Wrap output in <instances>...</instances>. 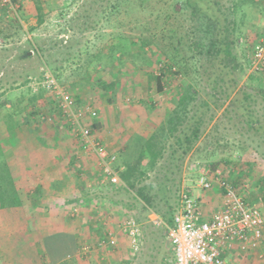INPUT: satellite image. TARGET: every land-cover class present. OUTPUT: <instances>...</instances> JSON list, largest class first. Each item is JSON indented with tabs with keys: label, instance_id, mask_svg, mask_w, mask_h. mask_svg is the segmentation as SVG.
I'll list each match as a JSON object with an SVG mask.
<instances>
[{
	"label": "rangeland",
	"instance_id": "rangeland-1",
	"mask_svg": "<svg viewBox=\"0 0 264 264\" xmlns=\"http://www.w3.org/2000/svg\"><path fill=\"white\" fill-rule=\"evenodd\" d=\"M39 1L44 16L41 25L36 22L35 0H20L16 13L0 7V149L21 198L25 205L31 203V207L34 201L30 192L37 185L33 178L40 171L38 166L43 164L47 172L50 167L45 168L46 161L57 159L53 165L50 161L52 173L49 172L47 178L54 180V177L63 176L69 179L71 189L80 195L72 207L62 204L66 208L58 212L63 223L75 226L82 222L85 229L86 236L82 230L78 231L81 234L77 233V242L80 248L90 247L91 251L79 250L80 257L84 258L79 264H97L102 257L109 261L108 264H118V260L124 258H138L137 263H142L146 250L134 253L119 228L128 215L137 220V212L130 213L129 202L120 191H109L101 184L94 155L76 137L72 125L59 112L52 97L42 90L28 92V83L22 84L23 76L28 73L31 78H39L44 66L49 68L73 97L76 112L87 105L97 111L96 119L83 117V124L91 126L95 136L118 158L124 135L136 129L145 133L150 127L155 130L187 82L196 85L201 99H207L204 80L186 65L191 55L187 49L197 40L196 35L190 33L189 11L183 7V0ZM245 11L243 40L238 47V58L245 70L239 89L253 95L251 113L259 125H264V65L256 69L250 62L253 47L258 43L264 45V0H253ZM23 51H29L30 59H18ZM176 53L178 56L172 60L170 57ZM160 73L163 75L162 91L158 92ZM101 83L111 86V92H105L99 86ZM36 93H41V98L30 103ZM216 103L220 108L212 106L213 119L201 137L198 151L180 162L173 177L178 189L175 190V186L169 198L176 203V209L178 196L185 189L206 201L208 210L203 207L204 215L206 212L210 217L218 210L220 191L218 196L202 192L195 186L197 171L191 167L199 161L212 171H220L236 185L248 204L256 207L264 219V133L245 124L241 112L235 113L229 100ZM25 106L27 113L32 115L24 112ZM11 126H14L12 130ZM166 163L165 167L169 166L168 161ZM149 175L154 177V173ZM75 177L80 179L78 183ZM42 202L44 205L50 203ZM24 208L19 211L23 217L27 212ZM75 208L76 213L72 211ZM54 210L56 213V208ZM54 210L42 211L43 222L39 220L41 216L30 217L42 230L37 226L30 230L28 224L20 227L21 215L0 212V243L9 245L11 263H19L17 257L26 255L22 245L34 235L38 237L40 232L47 234L53 230ZM153 217L157 218L150 215L143 223L133 218L145 234L144 238L149 239L143 240L144 245L151 242L153 233L160 241L161 234L154 230ZM106 231L113 232L116 237L115 249L96 247L97 240ZM261 251L264 254V242ZM241 253L249 258L256 256L243 249ZM255 258L259 263L260 259ZM73 260L76 259L68 258L63 264H74Z\"/></svg>",
	"mask_w": 264,
	"mask_h": 264
},
{
	"label": "trees",
	"instance_id": "trees-1",
	"mask_svg": "<svg viewBox=\"0 0 264 264\" xmlns=\"http://www.w3.org/2000/svg\"><path fill=\"white\" fill-rule=\"evenodd\" d=\"M251 4L253 0H183V7L189 11L192 22L190 33L196 35L197 39L191 42V47L187 49L191 55L189 56L190 63L186 65H189L194 74H199V77L204 80L207 99H201L196 85L191 81L187 82L181 87L164 121L147 138L143 141L141 139L142 144L137 155L135 154V159L128 163L123 161L118 165L120 183L106 188L109 191L114 190L115 193L120 191L127 198L130 213L137 212L138 215L137 220L133 215H128V218H134L138 223H143L150 215H154L167 226L173 225L176 203L171 202L169 198V195L174 193V187L177 184L173 177L177 174L180 162L192 152L198 151L199 145L197 147V144L201 142L202 135L213 119L212 106L220 108V104L216 102L229 100L233 111L235 109V113L237 110L241 112L240 116L245 124L255 131L264 133V125H259L251 113V102L254 103L253 95L239 89L245 69L238 58V47L239 41L243 40L245 9ZM35 10L36 22L41 25L44 22L41 1L35 0ZM58 42L61 44L62 40L59 39ZM179 44H182L181 41ZM259 45L261 46L262 43H258L252 49L251 63L255 48ZM177 56L178 53L170 58L175 60ZM18 59H30L29 51H23ZM260 64L264 65V60ZM45 70L44 66L40 77ZM162 76L160 73L157 77L158 92L162 91ZM23 78L25 81L22 84L28 83L29 86L30 75L27 73ZM99 86L105 92H111V86H105V83ZM28 89V92L31 91L30 87ZM41 96V93L32 95L30 103L37 101ZM26 108L27 106L24 108L25 113H27ZM30 115L32 114H28ZM13 128L14 126L10 127L11 130ZM95 128L96 125L93 130ZM206 137L207 134L204 140ZM124 150L122 149V152ZM166 161L169 164L167 167H165ZM149 173H154V177L152 178ZM54 187L55 185H52V188ZM176 187L175 190L178 189V186ZM21 207L23 203L20 194L11 176L7 160L0 149V210ZM154 228L161 234L160 241L153 233L151 242L144 245L145 234L143 235L142 229L140 232L141 249L139 252L143 248L147 252L143 257V262L145 264L173 263L174 252L166 248L165 227ZM72 242V238L67 235H46L43 245L50 264H56L58 259L71 255L73 246L69 247V244L73 245ZM143 262L138 264H143Z\"/></svg>",
	"mask_w": 264,
	"mask_h": 264
},
{
	"label": "built area",
	"instance_id": "built-area-1",
	"mask_svg": "<svg viewBox=\"0 0 264 264\" xmlns=\"http://www.w3.org/2000/svg\"><path fill=\"white\" fill-rule=\"evenodd\" d=\"M0 7L16 13L20 9V0H0ZM263 60L264 45H259L255 48L251 65L258 69ZM29 87L34 92L42 90L55 101L59 112L72 125L76 137L94 155L101 173V184L111 187L119 184L117 156L101 143L92 132V127L84 125L82 121L83 117L96 119L97 111L87 105L76 112L73 97L48 69L41 77L30 78ZM195 184L202 192L212 191L216 187L221 194V205L206 218L199 197L182 189L173 225L167 226L156 218L155 226L165 227L167 242L174 252L175 259L171 264H229L224 254L237 248L253 252L260 260L264 259L261 251L264 242V219L256 207L248 204L246 196L236 185L229 182L220 171H212L203 163L197 169ZM72 211L76 213L77 209ZM119 228L133 252H139V224L133 218H127ZM116 245L117 239L111 231H106L96 242V247L100 250H112ZM90 249L84 247L82 250L88 253Z\"/></svg>",
	"mask_w": 264,
	"mask_h": 264
},
{
	"label": "crops",
	"instance_id": "crops-1",
	"mask_svg": "<svg viewBox=\"0 0 264 264\" xmlns=\"http://www.w3.org/2000/svg\"><path fill=\"white\" fill-rule=\"evenodd\" d=\"M154 131V128L150 127L148 128V131H142L139 129H136L132 132H128L127 136L121 140L122 141V148L121 151L119 152V156L117 158V164L120 165L121 162L125 161V162H130L133 161L135 159V154L137 155V151L140 147V145L142 144V141L144 140V138H146L147 134L148 136ZM125 134V132H124ZM145 136V137H144ZM147 136V137H148ZM199 143L197 144L198 147ZM126 147V149L124 150V148ZM110 150L114 149V147L110 148ZM122 149L124 150L122 152ZM136 150V151H135ZM41 152L44 150H40ZM136 152V153H135ZM57 159H51L49 161H46V164H48L47 167L45 168H49V171L45 172V169L42 165H36V167L38 166V173H36V177L33 179H36L37 181V185L36 188L34 189V191L30 192V194H32L33 196V203L32 207L30 205H25L26 203L24 202L23 197L21 198L22 203H23V207L21 208H13V209H6V210H0V212H10L14 213L18 216H20L21 214L19 213V211L25 209L24 207H26L27 212L26 214H23L24 217L21 215L20 219V227H24V224H28L29 225V229L30 230H35L36 226L38 230H42L38 223H35V221L33 222L32 219L30 217L32 216H41L40 214H42V211H46L47 208H52L54 210V208H56L57 212L55 213L54 210V218L52 220V228L53 230L51 232H40L39 236L37 237V235H34V237H32L31 241H27L26 244L22 245L23 248L26 250V255L24 254V256L22 257H17V260L19 263H16L13 261V263L10 262V258L8 256H10V253L8 252L9 249V245L8 246H4L3 243H0V251L2 253H0V264H50V260L49 258L45 255V248L43 245V239L46 235H67L70 238H72V244H69V247H72V254L69 257L66 258H62V259H58V262L56 264H63L64 262H66V260L69 259H76L73 260L74 264H79L78 262H80L82 259H84L83 257H80L79 254V250L83 249L82 247L80 248V245L77 242V233L80 235L81 233L78 232L79 230H82V234H85L86 236V232L84 231L85 229H83L82 227V222L77 223L75 226L73 225H69L66 223L62 222V218L60 217V214L58 216V212L59 209L60 210H64V208H66V206L72 207V205H74V203L76 202V200H78V198L80 197L79 193H77V191L71 189L70 187V183L68 182V180L61 176V177H54V180H51L49 178H47L48 173H52V171H50V169H52V165L55 164ZM52 165H51V163ZM96 162V159H95ZM96 164V163H95ZM200 162L197 161L196 163L192 164V169H198ZM47 170V169H46ZM32 179V178H31ZM75 182L78 183L80 181V179L78 177H75ZM24 180H27V178H25ZM75 182L73 184H75ZM47 183V184H46ZM50 184V185H49ZM72 184V185H73ZM52 185H55L54 188H52ZM71 185V186H72ZM212 193H216L219 196L218 193V189L216 187H214V189L212 191H209ZM196 197H199V194H195ZM21 197V195H20ZM27 199V198H26ZM52 200V201H51ZM42 201H49L50 203H48L47 205H44ZM201 208H202V212L204 213V209L203 207H205V209L208 210V206L206 201L199 199ZM66 205V206H62ZM220 205H221V198H220ZM219 205V207H220ZM207 206V208H206ZM207 213L205 212V217L209 218L208 216H206ZM156 217V216H155ZM39 220H41L43 222V217L41 216L39 218ZM156 220V218L153 217L152 223H153V227H156L154 224V221ZM27 221V223H26ZM41 226V225H40ZM87 229V227H84ZM24 230V228H23ZM141 231V228H140ZM28 232V230H27ZM105 233V232H104ZM4 237V236H3ZM16 237V236H14ZM4 239H6V237H4ZM6 244V243H5ZM79 245V246H78ZM86 247V246H85ZM79 248V249H78ZM166 248H168L169 251H172L173 249L171 248L170 245L167 244L166 242ZM242 249L237 248V249H232L230 251H226L224 254V257L226 259V261L229 264H264L263 260H260L259 263L256 262V256L255 257H247V254L245 253H241ZM15 255V253H13ZM19 256V255H18ZM21 258V259H20ZM46 260V262H44V259ZM255 258V259H253ZM100 260L104 261V258H100ZM100 260H97V264H108V260L104 261V263H101ZM137 259H119V263L118 264H138ZM48 261V262H47ZM143 264H145L143 262Z\"/></svg>",
	"mask_w": 264,
	"mask_h": 264
}]
</instances>
